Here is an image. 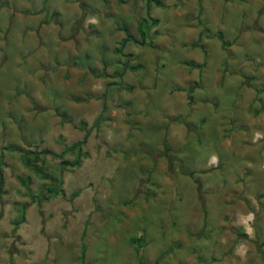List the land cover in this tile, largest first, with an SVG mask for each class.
Returning a JSON list of instances; mask_svg holds the SVG:
<instances>
[{"label":"rangeland","instance_id":"rangeland-1","mask_svg":"<svg viewBox=\"0 0 264 264\" xmlns=\"http://www.w3.org/2000/svg\"><path fill=\"white\" fill-rule=\"evenodd\" d=\"M65 1L74 0H0V264H184L180 263L179 258L187 253L193 255L195 264H211L212 259L217 260L222 256L221 248L216 245L221 239L222 228L214 227L215 216L220 211V191L223 185L229 187L232 182L243 188L242 192L231 194L235 204L240 203L239 210L232 212L233 216H237L233 228L239 229L242 237L239 236L238 239L237 233L230 246L232 254L238 258L233 259L230 264H244L249 256L254 258L250 260L252 264H260L264 253V165L262 169L249 166L247 172L239 176L235 173L228 175L232 170L226 173L223 166L205 174L199 191L200 197L204 199L203 207L206 208L201 211L200 208L189 211L188 204L177 200L165 208L168 202L165 203L164 199L172 188L170 185L176 184L175 178L164 174H157V177L147 171L152 152L162 140L159 136L154 145H146L150 138L148 130L150 128L153 132H159L160 124L151 126L152 121L148 122L149 117L145 113H141L136 121L124 114L127 127L120 124L122 130H118L113 120L105 123L101 117L102 112L95 113L91 106L77 104L69 107L66 103L61 105L59 112L49 113L43 108L36 110L38 101L35 97H24L22 102V96H15L19 90L30 93L24 87L19 88L23 84L21 80L27 81L26 74L30 73L27 70L29 58L33 61H48L51 64L48 68L53 73H57L65 63L84 69L90 63L91 56H96L94 60L105 68V51L103 47H98L99 39L95 37L89 44L86 42L84 46L77 48L75 54L64 59L62 52L61 59L56 52H50L47 36L66 31L60 23L55 26L54 21L55 11H61ZM176 1L168 0L174 5ZM20 2L30 8L20 10L21 15L17 9ZM140 2L146 6L154 3V0ZM104 3L105 0H85L79 7L96 10ZM153 5L156 6L155 3ZM252 5L248 3L247 14L252 13ZM72 10L64 8L62 12L68 15L65 17L73 18L74 23L78 24L82 19L80 11L76 9V14ZM154 11L158 15L164 13L160 6L154 8ZM241 14L238 11L230 12L229 23L224 22V17L221 19L223 25L227 24L226 36L232 37L233 23L238 22L241 27L246 25L245 16L239 17ZM148 15L147 20L155 17L150 12ZM46 18L48 20L44 21ZM36 19L40 21L36 23ZM184 19L194 18L193 15H187ZM41 21L46 23L43 29ZM142 26L145 28L146 22ZM248 29L251 28L247 27ZM142 30L144 31L143 28ZM205 31L204 29L203 33ZM255 32L263 39L264 28L255 29ZM65 40L64 38L63 41ZM70 40L72 38L66 41L71 43ZM206 41L211 46L209 59H220L222 70L226 65L229 66L230 59H223L226 58L225 55L220 58L216 50V46L225 45V40L218 36ZM41 44L46 49L50 47L47 56L42 52L43 48H39ZM248 44L250 47L253 45ZM199 48L200 51L207 52L201 46ZM164 54L169 56L173 53ZM260 57L264 59V55ZM56 59L59 61L52 64ZM249 60L253 62L251 57L243 56V68L252 69ZM236 62H239L237 55L230 64L234 65ZM124 67L125 62L115 61L112 67L109 65L116 78L121 75ZM43 72L39 78L43 97L48 102L52 100L51 93L55 96L58 94L59 99L55 101L63 103V93L72 86H63L58 77L50 80V75L46 74L49 73L48 69ZM116 78L109 79L113 80L112 88L117 87L118 98L114 99L116 102L107 100L106 107H102L108 112L117 110L115 103L118 107H125L124 103H120L118 95L126 93L129 87L121 85L120 81L115 82ZM230 78L231 81L234 79L232 76ZM82 82L84 80L79 83ZM100 82L103 83L100 78L95 81V89L100 88ZM165 86L169 87L168 84L162 85L163 88ZM222 87L224 92L217 94V101H220L222 107H226L232 96L221 83L220 88ZM103 91L102 88V94ZM76 96L73 102L82 104L86 102V98H91L88 90L81 92V98L79 94ZM58 108L57 105L52 106V109ZM67 116L70 118L67 119ZM81 117H87L89 124H83ZM196 122L198 123L197 120ZM205 124H210L208 118ZM210 137L197 141L194 147L196 158L201 163L206 161L212 150L216 156H223L215 143H212L216 140L214 135ZM78 140L81 141L80 152L84 155L80 157L77 166L68 162L74 159L77 149L66 151L61 157L43 155L44 149L60 153ZM191 141L193 137L185 139L184 145L187 146ZM138 142H144L146 146L138 145ZM10 147L16 150H11ZM157 148L156 151H160V145ZM185 149L190 151L191 147L187 146ZM144 153L147 155H143ZM34 158L37 159L35 165L32 162ZM60 160H66V163H60ZM24 162L38 169H32ZM225 173L228 176H223ZM47 175L48 177H43ZM250 182L252 183L249 185ZM211 184L217 189L208 194L206 185ZM51 185L55 190L60 188L58 194L47 200L42 199L39 205L33 201L31 194L41 195L42 191L46 193L45 187H52ZM256 189L259 193L254 192ZM75 190L76 195H72ZM20 208H23V219L14 225L13 221L18 218ZM191 211L197 212L195 218H191L194 215L190 217ZM143 235L146 247H143V257L140 260L135 256L136 242L130 243V237ZM224 241L226 240L222 239V244ZM262 249L260 254L258 250ZM189 261L187 259V263Z\"/></svg>","mask_w":264,"mask_h":264},{"label":"crops","instance_id":"crops-1","mask_svg":"<svg viewBox=\"0 0 264 264\" xmlns=\"http://www.w3.org/2000/svg\"><path fill=\"white\" fill-rule=\"evenodd\" d=\"M59 1L62 2V0ZM84 2L85 0H74L65 1L63 4V9H73L72 13L78 14L76 9L80 11L79 15L82 19L78 24L74 23L73 18L65 17L68 15L63 14V9L61 11L55 9V26L60 23L66 31H59L55 36H47L51 47L50 52L52 54L56 52L60 59V52H62L64 59L70 54H75L77 48L84 46L86 42L89 44L95 37L99 39L98 47H103L105 51L103 59L105 68L100 67L95 61L96 56H91L90 63L84 69L65 63L60 66L57 73H53L48 68L51 65L48 61L38 59L33 61L29 58L27 70L30 73L26 74L27 81L21 80L24 85L21 84L19 88L24 87L30 93H22L19 90L15 96H22V102L24 97H35L38 101L36 110L43 108L49 113L59 112L61 105L66 103L69 107H75L77 104L85 107L91 106L95 109V113L102 112L101 117L105 123L113 120L118 130H122L120 124H127L124 114L136 121L141 113H145L149 117L148 122L152 121L151 126L155 123L160 124L159 132H153L150 128L148 130L150 138L146 145H154L159 136L162 140L158 143L161 147L160 151H156L158 150L157 145L152 152L150 167L147 171L157 177V174H164L175 178L176 184L170 185L173 189H169L164 199L165 203L168 202L165 208L168 204L171 206L174 200L188 204L189 211L198 208L201 211L206 208L203 207V197H200V185L203 182L202 178L206 177L205 174L217 171L215 169L217 167L223 166L222 169L226 173L232 170L228 175L235 173L238 176L247 172L246 169H249V166L256 169L263 168L264 59L260 56L264 55V36L262 39L255 29L264 28V0H177L175 5L169 3L168 0H161V3L154 0L156 6L152 2L144 6L140 0H105V3L96 10L80 8L79 5H83ZM249 2L253 4L252 13L247 14L246 9ZM255 2L258 4H254ZM157 6L163 10V14L158 15L154 11ZM17 9L21 15L20 10L30 8L20 2ZM233 11L242 13L240 16L237 15L240 18L245 16L246 25L241 27L238 22L233 23L234 29L231 30L233 31L231 37L226 36L227 24L223 25L221 19L224 17V22L229 23L230 12ZM148 12L155 17L147 20ZM187 15H193L194 19H184ZM59 17H61L60 20ZM47 20L46 18L44 21ZM38 21L40 20H35L36 23ZM44 21L40 22L42 29L46 27ZM143 22H146L145 28L142 26ZM247 27L251 29L247 30ZM204 29L206 31L203 33ZM218 36L226 43L216 46L217 55L220 58L225 55L226 58L223 57V59L226 61L230 59L229 66L226 65L223 70L220 59L211 61L208 57L211 46L206 43V40L218 38ZM64 38L66 40L72 38L71 43L63 41ZM30 39L33 40V38ZM248 43H253L252 47ZM199 46L207 52L200 51ZM50 47L46 49L43 44L39 46L40 49L43 48L42 52L46 56ZM165 52H171L174 55L165 56ZM236 55L239 62L231 65ZM243 56L252 58L253 62L248 61L252 69L243 68L241 65ZM57 61L59 59L53 60L52 64ZM115 61L125 62L126 65L117 78L109 69V65L112 67ZM212 62L216 64L213 65ZM38 64L45 68H40ZM103 68L105 71L102 70ZM46 69H48L49 73L46 74L50 75V80L58 77L63 86H72L63 93L65 94L62 99L63 103H59V100L55 101L59 99L58 94L55 96L51 93L52 100L48 102L43 97V87L39 78ZM231 76L234 78L232 81ZM111 77L116 78L115 82L120 81L121 85L129 88L126 93L118 95L120 103H124L125 107H118L115 103L117 110L108 112L102 107H106L107 100L116 102L114 99L118 98L117 87L113 89L111 86L113 81L109 79ZM99 78L103 83L100 82V88L95 89L96 84L94 83L97 79L99 81ZM81 80L84 82L79 83ZM221 83L228 88L232 96V100L226 107H222L220 101H217V94L224 92V88H220ZM163 84H168L169 87L163 88ZM157 85H159L158 89ZM84 90L90 92L91 98H86L83 104L73 102V99L77 98L76 94H79L81 98V92ZM53 105L59 108L52 109ZM68 118L70 117L67 116ZM81 118L83 124H89L87 117ZM207 118L210 124H205ZM213 135L216 140L212 143H215V147L223 156H216L212 150L206 161L201 163L196 158L194 147L197 141L201 142ZM191 137L193 141L187 144L191 147L188 151L185 149L187 146L184 145V141ZM137 144L146 146L144 142ZM145 154L147 155V153L143 155ZM225 174L223 176H228ZM181 188H186V190ZM215 188L217 189L213 184L206 185L208 194L215 192ZM242 189L236 182H232L229 187L223 185L221 188L220 211L215 216L214 227L222 228L221 239L216 244L221 248L222 256L217 260L212 259L211 264H230L233 259L238 260L230 250V246L235 235L241 233L239 229L233 228L234 220L237 218L233 216V212L239 210L240 203L235 204L231 194L240 193ZM254 192L257 193L258 189ZM196 214L197 212L193 211L189 213L190 217L194 215L191 218H195ZM222 239L226 240L223 244ZM192 256L187 253L181 256L179 261L184 264H195ZM252 258V256L246 257L244 264ZM187 259L190 260L189 263Z\"/></svg>","mask_w":264,"mask_h":264},{"label":"trees","instance_id":"trees-1","mask_svg":"<svg viewBox=\"0 0 264 264\" xmlns=\"http://www.w3.org/2000/svg\"><path fill=\"white\" fill-rule=\"evenodd\" d=\"M80 143H81V141H79V140L75 141V142H72L67 147H65L64 150L60 151V153L52 152L49 149H44L42 152H43V155L50 154V155H53L55 157H61V155L63 153H65L66 151L68 152V151H72V150H76L77 149V153H76V156L74 157V159L72 161L68 160V162H70L72 166H77L79 164L80 157L82 155H84L83 153L80 152V146H81ZM10 149L11 150H16V148H14V147H10ZM27 152H29V151L27 150ZM36 161H37L36 158L32 159V162H33L34 165H35ZM60 163H66V160L65 161L64 160H60ZM25 164L27 166H29V167H31V165H32V164L30 165V163H25ZM32 169H38V168H36V166H34ZM43 177H48V175L47 176H43ZM0 181H1V175H0ZM58 182H59V180L57 181V184H58ZM58 188H59V186H58ZM45 190H46V193L44 191H42L41 195L31 194V197H32L33 201H35L38 205L40 204V201L42 199L43 200H47L49 197L58 194V192L60 191V188L58 190H55L53 186L52 187L46 186ZM76 193L77 192L75 190L72 193V195H76ZM22 219H23V208H20L18 218H16L13 221L14 225H17ZM134 242H136V244L134 245V249L136 251L135 252V256H136L137 259L139 258L141 260L142 257H143V247L145 245L144 235L143 236H137V237H135V236L130 237V243L133 244ZM79 258H82V256H80ZM141 263H144V261H142Z\"/></svg>","mask_w":264,"mask_h":264},{"label":"flooded vegetation","instance_id":"flooded-vegetation-1","mask_svg":"<svg viewBox=\"0 0 264 264\" xmlns=\"http://www.w3.org/2000/svg\"><path fill=\"white\" fill-rule=\"evenodd\" d=\"M240 237H242V235L240 234L239 235ZM239 236L237 237L238 239H239ZM254 236V235H253ZM253 238H256V237H253ZM263 240H261V242H262ZM252 243H253V241H251ZM255 246V245H254ZM232 250V249H231ZM258 252L260 253V254H262L261 252H263V249H262V251L261 250H258ZM260 264H264V253L262 254V257H261V260H260ZM245 264H252V262L250 261V260H248V263H246V261H245Z\"/></svg>","mask_w":264,"mask_h":264}]
</instances>
